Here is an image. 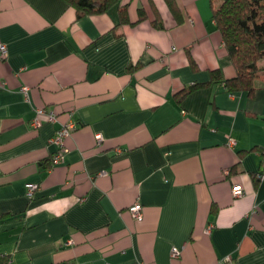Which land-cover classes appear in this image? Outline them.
<instances>
[{
	"label": "crops",
	"instance_id": "0c3cea01",
	"mask_svg": "<svg viewBox=\"0 0 264 264\" xmlns=\"http://www.w3.org/2000/svg\"><path fill=\"white\" fill-rule=\"evenodd\" d=\"M175 2L79 16L67 0H0V259L264 264V57L254 93L229 91L212 80L236 74L217 2ZM69 121L52 165L50 138Z\"/></svg>",
	"mask_w": 264,
	"mask_h": 264
},
{
	"label": "trees",
	"instance_id": "16d2710c",
	"mask_svg": "<svg viewBox=\"0 0 264 264\" xmlns=\"http://www.w3.org/2000/svg\"><path fill=\"white\" fill-rule=\"evenodd\" d=\"M67 1L76 8L79 16L107 11L110 6L119 2V0ZM166 2L171 9H177L175 0ZM119 12L120 22L129 20L125 4L120 6ZM213 17L236 74L225 79L222 70L216 68L212 71V80L223 82L229 91L244 90L249 94L254 93L256 78L261 69L259 60L264 57V0H221L213 7ZM197 86L198 84L189 86L181 93L186 94ZM10 263V258L0 259V264Z\"/></svg>",
	"mask_w": 264,
	"mask_h": 264
},
{
	"label": "built area",
	"instance_id": "2783aa9c",
	"mask_svg": "<svg viewBox=\"0 0 264 264\" xmlns=\"http://www.w3.org/2000/svg\"><path fill=\"white\" fill-rule=\"evenodd\" d=\"M0 52L1 56H5L7 54V46L5 44H0ZM27 89V88H24ZM37 114L38 115H46L49 119L55 120L56 113L53 111H47L43 107L37 108ZM34 127H38L41 124V119L39 116L35 117L32 119V122ZM74 126L73 121L69 122H64L52 135L50 138V142L55 145L56 150L53 152L52 157H51V163L52 165L57 164L61 161L63 154L68 150L67 144H66V139L71 133V129ZM97 142L100 143L102 140L103 136L102 134H96ZM236 140L234 137L230 136L228 139V145L233 146L235 145ZM262 169L256 173V178L260 179L264 176V153H263V160H262ZM38 187L36 183H29L28 184V193L32 195L34 193V190ZM232 193L234 196H243L245 194V190L242 187L241 184L235 183L232 186ZM130 213L135 217V218H141L142 216V204L140 202H135L129 207ZM250 213V212H249ZM249 213H247V216H249ZM72 243V239H69L66 244ZM173 257H179L181 254V251L179 248L174 247L171 252ZM133 264H149L144 261H137Z\"/></svg>",
	"mask_w": 264,
	"mask_h": 264
},
{
	"label": "rangeland",
	"instance_id": "374dc122",
	"mask_svg": "<svg viewBox=\"0 0 264 264\" xmlns=\"http://www.w3.org/2000/svg\"><path fill=\"white\" fill-rule=\"evenodd\" d=\"M221 2V0H219L217 3H220Z\"/></svg>",
	"mask_w": 264,
	"mask_h": 264
}]
</instances>
